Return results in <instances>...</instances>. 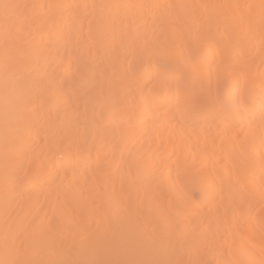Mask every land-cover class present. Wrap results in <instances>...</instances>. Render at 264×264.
Listing matches in <instances>:
<instances>
[{"label":"bare ground","instance_id":"bare-ground-1","mask_svg":"<svg viewBox=\"0 0 264 264\" xmlns=\"http://www.w3.org/2000/svg\"><path fill=\"white\" fill-rule=\"evenodd\" d=\"M3 2L0 264H264V0Z\"/></svg>","mask_w":264,"mask_h":264},{"label":"snow or ice","instance_id":"snow-or-ice-1","mask_svg":"<svg viewBox=\"0 0 264 264\" xmlns=\"http://www.w3.org/2000/svg\"><path fill=\"white\" fill-rule=\"evenodd\" d=\"M0 7H3V8H8L9 7V5L8 4H6V3H4L3 2V0H0Z\"/></svg>","mask_w":264,"mask_h":264},{"label":"rangeland","instance_id":"rangeland-1","mask_svg":"<svg viewBox=\"0 0 264 264\" xmlns=\"http://www.w3.org/2000/svg\"><path fill=\"white\" fill-rule=\"evenodd\" d=\"M241 4H243V3H241Z\"/></svg>","mask_w":264,"mask_h":264}]
</instances>
